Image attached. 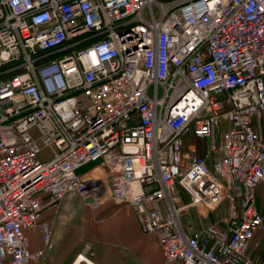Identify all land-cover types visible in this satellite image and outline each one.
Instances as JSON below:
<instances>
[{"label": "built area", "instance_id": "2783aa9c", "mask_svg": "<svg viewBox=\"0 0 264 264\" xmlns=\"http://www.w3.org/2000/svg\"><path fill=\"white\" fill-rule=\"evenodd\" d=\"M261 188L264 0H0V264L69 194L132 205L167 261L264 264Z\"/></svg>", "mask_w": 264, "mask_h": 264}, {"label": "crops", "instance_id": "0c3cea01", "mask_svg": "<svg viewBox=\"0 0 264 264\" xmlns=\"http://www.w3.org/2000/svg\"><path fill=\"white\" fill-rule=\"evenodd\" d=\"M227 215L228 212L213 215L212 220H222ZM41 221L50 223L51 236L47 243L38 226L27 230L30 249L43 250L33 264H182L166 260L157 236L142 230L129 203L108 198L91 207L78 195L69 194L56 207L46 206ZM185 221L187 227H199V209H189ZM81 256L84 259L80 261Z\"/></svg>", "mask_w": 264, "mask_h": 264}, {"label": "rangeland", "instance_id": "374dc122", "mask_svg": "<svg viewBox=\"0 0 264 264\" xmlns=\"http://www.w3.org/2000/svg\"><path fill=\"white\" fill-rule=\"evenodd\" d=\"M32 133L36 136V138L39 137V136H38V130H37V128L33 129ZM189 136H190V135H189ZM190 138H191V141H193V142H197V143H199V144L202 143L200 140H198L196 137H194V136H192V135H191ZM40 145H41V147H42V151H41V154H40L41 160H42V161H46L47 159H49L50 149H49V147L45 146V145H44L43 143H41V142H40ZM261 189H263V190H261ZM261 189H260L261 192H260V194H259V198H260V199H258V200L260 201V202H259V208H260V210L264 213V188H261ZM227 212H228V205H227V203H224V205H223L222 208H221V213H222V214H226ZM191 217H192V216H191ZM198 217H199V215H198ZM193 218H196V217H193ZM188 220H189L190 223L193 224V221H192V220H190L189 218H188ZM188 220H187V221H188ZM184 222L186 223V221H185V217H184ZM256 250H257L258 253L264 254V238H262V239L260 240L259 248H257Z\"/></svg>", "mask_w": 264, "mask_h": 264}, {"label": "trees", "instance_id": "16d2710c", "mask_svg": "<svg viewBox=\"0 0 264 264\" xmlns=\"http://www.w3.org/2000/svg\"><path fill=\"white\" fill-rule=\"evenodd\" d=\"M93 166H95V164H91V165H89L88 167L85 168V170L90 169V168H92Z\"/></svg>", "mask_w": 264, "mask_h": 264}, {"label": "bare ground", "instance_id": "6f19581e", "mask_svg": "<svg viewBox=\"0 0 264 264\" xmlns=\"http://www.w3.org/2000/svg\"><path fill=\"white\" fill-rule=\"evenodd\" d=\"M83 259V256L82 257H80V261Z\"/></svg>", "mask_w": 264, "mask_h": 264}]
</instances>
